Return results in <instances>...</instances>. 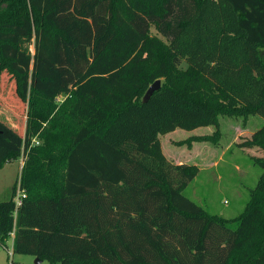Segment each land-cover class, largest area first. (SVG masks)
<instances>
[{
    "label": "trees",
    "instance_id": "1",
    "mask_svg": "<svg viewBox=\"0 0 264 264\" xmlns=\"http://www.w3.org/2000/svg\"><path fill=\"white\" fill-rule=\"evenodd\" d=\"M4 72L27 121L0 119V169L25 160L0 245L13 234L48 264H264V124L243 142L262 174L233 220L183 194L199 168L160 141L264 118V0H0Z\"/></svg>",
    "mask_w": 264,
    "mask_h": 264
},
{
    "label": "rangeland",
    "instance_id": "2",
    "mask_svg": "<svg viewBox=\"0 0 264 264\" xmlns=\"http://www.w3.org/2000/svg\"><path fill=\"white\" fill-rule=\"evenodd\" d=\"M31 49L34 51L33 45ZM0 116L19 133H25L27 104L19 99L14 79L6 72L0 81ZM263 124L264 118L259 115L244 119L223 114L217 125L192 130L177 128L161 135L162 149L167 157L175 163L194 164L199 168L183 194L211 214L228 220L238 217L262 174V168L256 163L262 150L258 146H245L243 142ZM24 162L21 156L0 169V201L10 198ZM235 225L231 223L232 227ZM36 258L14 253L13 235L7 240V246L0 245V264H11V260L16 264H37ZM39 264H48V261Z\"/></svg>",
    "mask_w": 264,
    "mask_h": 264
},
{
    "label": "water",
    "instance_id": "3",
    "mask_svg": "<svg viewBox=\"0 0 264 264\" xmlns=\"http://www.w3.org/2000/svg\"><path fill=\"white\" fill-rule=\"evenodd\" d=\"M161 87V80L158 79L156 80L146 91L144 97H143V102H147L148 100H150L151 96L153 95V93L157 90H159ZM43 260L40 258H36V263L39 264L41 263Z\"/></svg>",
    "mask_w": 264,
    "mask_h": 264
},
{
    "label": "built area",
    "instance_id": "4",
    "mask_svg": "<svg viewBox=\"0 0 264 264\" xmlns=\"http://www.w3.org/2000/svg\"><path fill=\"white\" fill-rule=\"evenodd\" d=\"M23 160H24V157H23ZM25 196H26V193H25L24 189L21 188L20 183L18 182V185L16 187V191H15V196H14V202H15V206H16L15 214L17 213V209L22 204Z\"/></svg>",
    "mask_w": 264,
    "mask_h": 264
},
{
    "label": "crops",
    "instance_id": "5",
    "mask_svg": "<svg viewBox=\"0 0 264 264\" xmlns=\"http://www.w3.org/2000/svg\"><path fill=\"white\" fill-rule=\"evenodd\" d=\"M0 119L2 120V117L0 116ZM3 121V120H2ZM6 123V122H5ZM7 124H10V122H7ZM263 155V154H262Z\"/></svg>",
    "mask_w": 264,
    "mask_h": 264
}]
</instances>
